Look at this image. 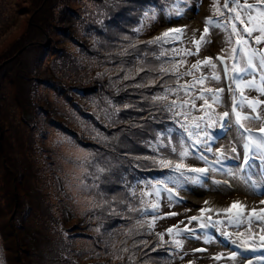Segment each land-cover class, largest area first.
Wrapping results in <instances>:
<instances>
[{"label":"rangeland","instance_id":"rangeland-1","mask_svg":"<svg viewBox=\"0 0 264 264\" xmlns=\"http://www.w3.org/2000/svg\"><path fill=\"white\" fill-rule=\"evenodd\" d=\"M166 1L156 0L152 6L145 0H0V264H158L143 253L148 243L176 253L174 264H264L259 228H237L227 223L226 215L209 213L213 221L224 223L219 231L206 230L211 240L206 244L198 222L188 224L203 208H226L237 200L247 211L264 208L260 204L264 196L254 190V186L264 189V172L257 170L251 182L242 178L243 173L232 177L226 174L234 167L231 160L208 165L224 170L211 173L203 184H185L179 189V203L170 205L166 196L161 197L159 218L152 227L158 239L148 237L137 213H133L137 225L121 226L113 248L111 242L121 227L112 225L107 214L110 233L109 226L102 234L96 224L98 211L111 209L118 215L137 203L131 197L137 189L126 193L123 188L124 183L131 186V174L126 173L127 161L119 150L131 149L139 120L128 112L121 116L128 121L118 119L122 100L117 96L119 91L129 94L136 84L152 89L148 73L137 74L138 69L149 72L158 64L146 62L151 54L147 41L170 27H185L186 39L198 30V37L206 18H219L213 15V0H188L180 17L170 11L173 1ZM110 20L115 24L109 25ZM116 20L123 21L121 28ZM123 41L135 45L119 52ZM229 48L225 34L217 30L199 57L186 58L181 72L197 58L225 55ZM125 75L130 78L125 80ZM151 95L144 93L143 99L152 101ZM123 100L126 104L130 98ZM228 106L230 111V98ZM131 121L136 122L124 130ZM212 131L214 153L230 152L231 134L219 128ZM214 153L207 154L210 162ZM142 159L149 160L145 155ZM186 163L206 166L194 158ZM101 182L110 195L98 193ZM173 212L177 215H168ZM186 227L200 238H177L183 241L179 249L168 234L166 243L161 242V232L169 228L183 232ZM242 240L248 241L247 246ZM233 252L235 260L228 258Z\"/></svg>","mask_w":264,"mask_h":264},{"label":"snow or ice","instance_id":"snow-or-ice-1","mask_svg":"<svg viewBox=\"0 0 264 264\" xmlns=\"http://www.w3.org/2000/svg\"><path fill=\"white\" fill-rule=\"evenodd\" d=\"M187 5L188 0H173L174 15L177 17L184 15ZM213 15L219 18H206L203 21V31L198 37L196 34L198 30H194L191 38L186 39L185 27H170L148 42L150 46L160 49L158 55L152 53L157 60L167 57L159 67V73L162 74L159 79L162 81L163 90L152 94L151 100L159 104L158 112L168 114L163 119L174 124V127L167 128V136H164L163 132L158 133L157 143L149 145L151 150L157 153L152 157L154 163L171 173L165 180L150 182L152 191L145 192V195L155 198L150 209H139L142 217L151 215L149 227H153L159 218L156 214L162 196H166L170 205L179 203L177 199L179 189L185 184L201 185L211 173L224 170L208 166L210 164L218 165L231 160L234 167H230L226 174L236 177L243 173L242 178L249 182L257 170L264 172V0H222V4L221 0H213ZM217 30L225 34L226 43L230 45L227 53L215 58L210 56L197 58L191 63L190 68L181 72V67L188 64L186 58L199 57ZM177 44L180 46L177 47ZM186 44H191L192 47H186ZM166 45L169 47L165 48ZM177 57L180 59L177 60ZM151 70L155 71L154 68ZM145 71H147L145 68L138 69L137 74ZM164 76L173 79L165 82ZM184 77L191 79L181 84L179 81ZM129 78L128 75L124 76L125 80ZM172 83L175 86H172ZM135 86L144 87L143 84ZM150 86H155V80ZM198 101L202 103L198 104ZM217 128L231 134L234 143L229 146L230 152L229 149H219L214 153L211 147L215 138L212 130ZM161 149H170V153L165 154L160 151ZM209 153H214L211 162L207 155ZM189 158L201 161L206 166H189L186 163ZM97 171L103 173L105 169L98 168ZM254 190L264 196V189L254 186ZM260 204L264 205V199L260 200ZM136 210L128 207L130 212ZM213 212L217 215L221 213L226 215L227 223L234 227L247 225L250 229L259 228V241L264 244V208H260L259 211L255 208L247 211L246 205L238 200L226 208H203L200 210V216L190 217L189 225L198 222L199 229L204 230V243H211L206 230L216 228L219 231L224 223L221 220L213 221L212 215H208ZM168 215L175 216L177 213ZM184 233L190 235L184 236ZM167 234L174 237L177 249L183 242L177 238H200L196 235V230L190 227H186L183 232L178 228L175 231L169 228ZM222 234L227 235V232ZM250 239L254 242V237ZM160 240L163 242V235H160ZM143 243L146 244L147 241ZM242 243L247 246L248 241L242 240ZM220 258L215 257L217 260ZM228 258L235 260L236 253L233 252Z\"/></svg>","mask_w":264,"mask_h":264},{"label":"trees","instance_id":"trees-1","mask_svg":"<svg viewBox=\"0 0 264 264\" xmlns=\"http://www.w3.org/2000/svg\"><path fill=\"white\" fill-rule=\"evenodd\" d=\"M140 2V0H137ZM148 1L150 5L155 6L156 4V0H145ZM173 1V0H172ZM138 2V3H139ZM168 3V0L165 2V4ZM160 6H158L159 8ZM123 8V7H122ZM118 8L116 7V12L115 14H119L118 13ZM173 6H171L170 11L174 12L173 10ZM114 10V9H113ZM173 10V11H172ZM122 15L121 17L124 18V14L123 12H121ZM120 13V14H121ZM135 14V11L133 9V14ZM108 16H110L108 14ZM64 18L66 19L67 17L64 16ZM108 22V21H107ZM115 24L114 20H110L109 21V25L110 24ZM120 23V24H119ZM116 24L120 25V28L123 25V21L121 20H116ZM106 28V32H107ZM127 29V28H126ZM159 36V35H158ZM157 36V37H158ZM153 40V39H152ZM150 40L147 41V43ZM126 42H122L119 47L121 51V49L124 51V49H128L133 47L135 44L132 43H127L126 45H129V47H126L125 45ZM142 46V44L138 45V48H140ZM169 46H165V48H167ZM150 50V56L147 58L148 60H146V62L150 61V60H156L158 62L157 65H155L154 67H152V69L154 68L155 71H145L146 73H148L147 78V82L152 84L153 80H155V86H152L151 90H147L144 89L142 87L138 88L136 86H134L133 88H131L132 92L130 91L129 94H124L123 92L119 91L120 93H118V96L120 98L121 101H119L120 104V110L118 113V119L121 122H125L128 121V118H121L122 113L123 112H128L130 116H132L133 118H136V121L139 120V129L136 133V135L134 136V141L132 143V147L131 149H129L127 146V149H123V150H119V152L123 153L124 155H121L123 157V159L126 162V173L127 174H131L129 176V179H131V186H126L125 183L123 185V188H125V192H131L134 187L137 189L138 192H136L137 195H132V198L137 199V203L132 204L131 207L137 209L136 211H128V207L126 206V208L123 210L122 214H118L116 215L114 212H112L111 209H109L108 211H98L97 213V218H96V224L98 225V227H100L101 229V233L103 234V230H106L107 227L109 226L108 232H111L110 226L111 223L109 224H105V218H106V214L110 216V218H112V225H116L119 227L123 226L124 224H130V225H137V223L139 222V220H136L137 223H135L134 220V216L133 213H137L139 219L143 218L140 222L143 223V229L147 230L149 232V236L150 238L155 237V239H158V235L155 234L158 231L154 230L152 231V227H149V224L152 220L151 215L147 216V217H142L140 215V211L139 209L142 208H149L151 207V202H152V198L151 196H147L145 195V192L148 191H152L151 187L149 186L150 182L154 183L157 180H165L169 175H171V173L169 172V170L167 169H161L156 163H154V161H152V157L157 155V153H154L149 145H155L157 143V135L158 133L163 132L164 136H167V128L169 127H174V124L170 121V120H164L163 117L165 115H168L167 113H160L157 111V108L159 107L158 103H154L153 101L150 100H146L143 99V94H155L158 91H162L163 89L161 88V83L162 81L159 79V77L162 75L161 73H159V67L161 65L162 61H166L167 57H162L160 58V60L156 59V56L153 55L152 53L154 52L156 55H158L160 49L157 48L156 46H150L149 47ZM177 59H180V57H177ZM145 62V63H146ZM165 66H168L167 64H165ZM190 67H187L185 70H187ZM181 71V69H180ZM144 75H146L144 73ZM145 79V76H144ZM173 78L169 77V76H164L163 77V81L165 82H169L172 81ZM190 77L186 78L187 80H190ZM182 80V79H181ZM181 80L179 81L181 83ZM132 81V80H129ZM132 83V82H130ZM134 85V84H133ZM172 86H175L174 83H172ZM71 89V88H70ZM68 89V90H70ZM78 93H83V95H88L86 91H82L80 90ZM95 93V92H94ZM131 93L133 94V96H131ZM128 97L130 98L129 101L125 102L126 104H124V100L123 98ZM126 101V99H125ZM103 106V105H102ZM127 106V107H125ZM128 109V110H126ZM130 112H134V114H131ZM127 113V114H128ZM133 120V119H131ZM136 121H131L129 126H126L124 128V130H129V128H131L132 124L135 123ZM58 124V123H57ZM121 126V125H120ZM95 142H99L96 140H93ZM164 143H166V141H163ZM113 146L110 145V148H112ZM161 152H165V154H169L170 153V149H161ZM111 153V152H110ZM199 154V153H198ZM131 155V156H130ZM145 155L147 159L149 160H141V156ZM152 159V160H151ZM119 160V159H117ZM144 160V161H143ZM152 163V164H151ZM107 178V177H105ZM103 185V186H102ZM163 189V188H162ZM101 190H104V183L102 184L99 183V188H98V193H100L101 195L104 196V193L108 195H110V190L109 192H102ZM102 199V196H101ZM141 200H143V203H141ZM129 203H132V199L128 200ZM114 210V209H113ZM131 218V219H130ZM123 229V227H121L120 229V233L119 231H117L116 236L113 239V242H111V247L113 248L114 244L116 243V241H118L119 239V235L121 234V230ZM131 230H133L134 228H130ZM160 235H163L164 237L167 236L168 238H170L166 232H161ZM152 240V239H151ZM98 243H101L100 241H98ZM163 243H166V240H163ZM162 244V245H164ZM160 245V244H159ZM169 246V245H167ZM103 247V252L106 254L107 250L104 248H108V246H102ZM111 248V249H112ZM117 248V247H116ZM176 247H174V252ZM116 250V249H115ZM146 253L147 257H149L154 263H158V264H174L175 261V257H176V253H173L172 251H168V248H166L164 250V246H162V248L159 250L156 247H152V244L148 243V245L144 248V252ZM152 254V255H151ZM97 264H102V263H97Z\"/></svg>","mask_w":264,"mask_h":264}]
</instances>
